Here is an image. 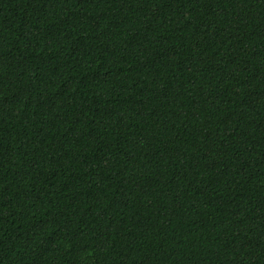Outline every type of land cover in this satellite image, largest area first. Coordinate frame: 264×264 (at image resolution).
<instances>
[{
  "label": "trees",
  "instance_id": "trees-1",
  "mask_svg": "<svg viewBox=\"0 0 264 264\" xmlns=\"http://www.w3.org/2000/svg\"><path fill=\"white\" fill-rule=\"evenodd\" d=\"M0 264H264V0H0Z\"/></svg>",
  "mask_w": 264,
  "mask_h": 264
}]
</instances>
